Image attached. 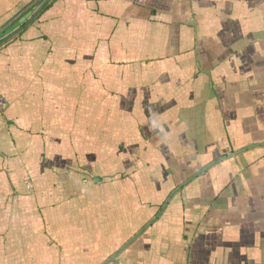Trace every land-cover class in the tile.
Listing matches in <instances>:
<instances>
[{
  "label": "crops",
  "instance_id": "1",
  "mask_svg": "<svg viewBox=\"0 0 264 264\" xmlns=\"http://www.w3.org/2000/svg\"><path fill=\"white\" fill-rule=\"evenodd\" d=\"M0 264H264V0H0Z\"/></svg>",
  "mask_w": 264,
  "mask_h": 264
}]
</instances>
